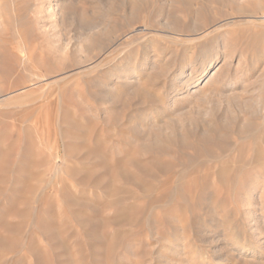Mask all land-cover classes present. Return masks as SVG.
Masks as SVG:
<instances>
[{"label": "rangeland", "instance_id": "1", "mask_svg": "<svg viewBox=\"0 0 264 264\" xmlns=\"http://www.w3.org/2000/svg\"><path fill=\"white\" fill-rule=\"evenodd\" d=\"M0 17V264H264V0H0ZM159 157L210 178L151 203ZM216 157L235 180H211Z\"/></svg>", "mask_w": 264, "mask_h": 264}, {"label": "bare ground", "instance_id": "2", "mask_svg": "<svg viewBox=\"0 0 264 264\" xmlns=\"http://www.w3.org/2000/svg\"><path fill=\"white\" fill-rule=\"evenodd\" d=\"M185 2H186V4H190V0H184ZM178 2V1H177ZM180 3V2H179ZM137 4V2L135 3V5ZM184 5V4H183ZM182 5V6H183ZM185 6V5H184ZM187 6V5H186ZM191 6V5H190ZM194 6H195V4H194ZM203 6V5H202ZM201 5L199 6V7H202ZM192 7H193V5H192ZM191 8V7H190ZM184 9V8H183ZM60 10V9H59ZM176 10V9H175ZM186 10V9H185ZM184 10V11H185ZM183 11V10H182ZM189 11V10H188ZM191 11V10H190ZM3 12V11H2ZM65 12V11H64ZM63 12V13H64ZM187 12V11H186ZM174 13V12H173ZM3 14H5V13H3ZM187 14V13H186ZM34 15V14H33ZM174 15V14H173ZM185 15V14H184ZM35 16V15H34ZM38 16V15H37ZM172 16V15H171ZM1 18V17H0ZM186 18V17H185ZM190 18H192V17H190ZM164 19V18H163ZM165 21V20H164ZM160 22V20H159V22H156V21H153V24L155 25V26H160V25H162V24H167L166 22ZM13 23H15V22H13ZM3 24V23H2ZM11 24V23H10ZM168 26H169V28L171 29V33H173V34H179V29H178V27L174 24V23H171V24H167ZM29 26V25H28ZM163 26V25H162ZM16 27V26H15ZM18 30H19V28H18ZM14 33V32H13ZM17 34V33H16ZM16 34H10V36H9V38H7L8 40V42L10 43V44H13V46H11L10 47V49H11V51L12 52H14L15 53V55H18V54H20V51L22 52L23 51V48H22V45L24 44V40H23V34L21 33L20 35L18 34V35H16ZM20 37H22V41L21 40H19L18 38H20ZM29 38V37H28ZM2 39L0 38V41H1ZM1 44V43H0ZM9 44V45H10ZM28 44V43H27ZM8 45V46H9ZM28 46V45H27ZM1 47V46H0ZM34 47V46H33ZM4 49V48H3ZM6 49V48H5ZM25 49V48H24ZM27 51V50H26ZM28 52H29V50H28ZM25 57V56H24ZM28 57H30L29 55H28ZM4 59V58H3ZM24 59V58H23ZM5 60V59H4ZM14 60V59H13ZM6 61V60H5ZM10 62V61H9ZM147 62H148V55H145L139 62H138V64L136 65V68L138 69V70H140V69H143V68H145V66H146V64H147ZM5 63V62H4ZM3 65V64H2ZM13 65V64H12ZM23 65V64H22ZM5 67V66H4ZM32 68H33V66H32ZM34 68H35V66H34ZM21 69V68H20ZM205 72H207V68L203 71V73H205ZM3 74V73H2ZM230 108V107H229ZM227 111V110H226ZM231 111V110H230ZM225 112V111H224ZM230 114H231V112H230ZM223 115V114H222ZM227 116H229V115H227ZM233 117V116H232ZM235 117H236V115H235ZM235 117H233V118H235ZM238 117V116H237ZM230 118V117H229ZM226 119V118H225ZM213 120V119H212ZM223 121V120H222ZM217 122V121H216ZM224 122V121H223ZM222 122V123H223ZM231 122V121H230ZM212 123V122H211ZM218 124V123H217ZM217 124H215V126L217 125ZM238 126V125H237ZM240 126V125H239ZM238 126V127H239ZM220 127V126H219ZM231 128H235L236 129V127L234 126V127H231ZM245 128V127H244ZM243 128V129H244ZM251 128V127H250ZM206 129V128H205ZM214 129V128H213ZM217 129V128H216ZM227 129V128H226ZM252 129V128H251ZM190 130V129H189ZM210 130V129H209ZM221 130V129H220ZM246 130V129H245ZM248 130V129H247ZM192 131V130H191ZM202 131H203V129H202ZM235 131V130H234ZM237 131H238V133L239 132H241V130L239 131L238 129H237ZM249 131V130H248ZM247 131V132H248ZM251 131V130H250ZM200 132V131H199ZM198 132V133H199ZM205 132V131H204ZM208 132H211V131H208ZM208 132H206V134L208 133ZM225 132V131H224ZM224 132H222V134L223 135H225V134H229V133H225L224 134ZM257 132V131H256ZM201 133V132H200ZM203 133V132H202ZM211 133H214V131L213 132H211ZM217 133V132H216ZM194 134H195V132H194ZM205 134V137H203V138H201L200 136L201 135H199L198 136V139H199V142H201V143H208V141L210 140V136H207ZM209 134V133H208ZM182 135V134H181ZM203 135V134H202ZM211 135H213V134H211ZM160 136V135H159ZM188 136V135H187ZM217 136V135H216ZM215 136V137H216ZM221 136V135H220ZM231 136V135H230ZM232 136H233V133H232ZM238 136H239V134H238ZM260 136H263V135H260ZM178 137V136H177ZM196 137V136H195ZM234 137V136H233ZM249 137H251V136H249ZM256 137V136H255ZM181 138H183V137H181ZM189 138V137H188ZM212 138V137H211ZM245 138V137H244ZM162 139H163V136H162ZM177 139V138H176ZM190 139V138H189ZM196 138H193V141L195 140ZM158 140V139H157ZM172 140H174V139H172ZM187 140V139H186ZM192 140V139H191ZM190 140V141H191ZM223 140V139H222ZM241 140H243V139H241ZM159 141V140H158ZM179 141H181V145H183L184 143L182 142L183 140H179ZM189 140H188V143L186 142V144L188 145V144H192L191 142H190ZM196 141V140H195ZM165 142V141H164ZM164 142H161V143H164ZM209 142H211V141H209ZM238 142H240V141H238ZM252 142H253V140H252ZM183 143V144H182ZM247 143H248V141H247ZM178 144H179V142H178ZM178 144H177V142L175 141V145L176 146H178ZM194 144V143H193ZM226 144V143H225ZM241 144V143H240ZM175 145H173V147H175ZM196 145V144H195ZM199 146H200V143L198 144ZM202 145V144H201ZM245 145V144H244ZM150 146H152V145H150ZM185 146V145H184ZM194 145H191V147H193ZM204 146V145H203ZM219 146V145H218ZM170 147H172L171 145H170ZM169 147V148H170ZM202 147V146H201ZM210 147V146H209ZM222 147V146H221ZM181 148V147H180ZM196 148V147H195ZM205 148H206V146H205ZM215 148V147H214ZM218 148V147H217ZM231 148V147H230ZM253 148V147H252ZM171 149V148H170ZM175 149L177 150V148L175 147ZM199 149V148H198ZM210 149V148H209ZM149 150H151V149H149ZM183 150H184V147H183ZM234 151V149H231V151ZM247 150H248V148H247ZM163 151V150H162ZM172 151H174L173 149H172ZM185 151V150H184ZM189 151V150H188ZM190 151H192V150H190ZM201 151V150H200ZM241 151V150H240ZM183 152V151H182ZM202 152V151H201ZM222 152V151H221ZM251 152V151H250ZM172 154H173V152H172ZM223 154V153H222ZM225 154H227V153H224L222 156H224ZM239 154V153H238ZM237 154V155H238ZM241 154V153H240ZM249 154V153H248ZM247 154V155H248ZM263 154H264V152H263ZM196 155V154H195ZM246 155V156H247ZM165 156V155H164ZM167 156V155H166ZM227 157H229V154H227V156L225 157V159L227 158ZM262 156H260V158H261ZM162 158V157H161ZM173 158V157H172ZM190 158V157H189ZM198 158V157H197ZM221 157H216L215 159H213L214 160V164H216V163H218V162H220V164H221V166H222V168H221V170L220 171H218L219 173H218V179L216 180V178H214V175H213V177L211 178V180L214 182V183H223V181H225V179L226 180H230L231 182L233 181V180H235V178H236V172L238 171L237 169L239 168H235V169H230L228 172H227V170H228V168H227V164H226V162L224 161L225 159H223V160H221L220 159ZM234 158V157H233ZM239 158V157H238ZM244 158V157H243ZM205 159V158H204ZM208 159V158H207ZM200 160V159H199ZM262 160V159H261ZM152 161H155L154 163L157 165V172H159L160 174H161V177H162V179H161V189H160V191L157 193L158 195H156V196H153V197H150L149 199H150V202L152 203V202H155V201H159L160 200V202H163L164 204H168L169 202H172V201H174V200H177V199H180V200H184V201H189V199L188 198H190V197H192V196H195V195H198V192L196 191V190H194V189H191V185H190V182H189V185L187 186V188H185V186H184V180L185 179H187V178H189V180L192 182V183H194V182H197V181H199V182H204V181H206L208 178H210V175H208V174H205L204 172L205 171H203V174H205L204 176L202 175V177H198V176H196V175H198L197 173H191V174H189V175H186V173H184V172H186L187 171V169L185 168L184 170H182V171H184V172H180V171H178V173H177V175H178V178L176 177V179L175 180H172V178H171V176L169 175L172 171H174V170H172L171 171V167H173V163L170 161V160H166V159H164V157H163V159H160V157L159 158H156V159H154V158H152ZM176 161V160H175ZM240 161V160H239ZM244 161V160H243ZM183 162V161H182ZM256 162V161H255ZM193 163V162H192ZM196 163H200V162H197L196 161ZM242 163H244V162H242ZM238 164V163H237ZM194 165H195V163H194ZM200 165V164H199ZM198 165V166H199ZM210 165L211 164H209L208 162H206V163H204V164H202V166H206L207 167V169H209L210 170V168H213V167H210ZM213 165V164H212ZM235 165H236V163H235ZM189 166V165H188ZM256 166V165H255ZM176 167V166H175ZM193 167V166H192ZM181 168V167H180ZM184 168V167H183ZM186 170V171H185ZM198 170V169H197ZM197 170H195V167H194V171H191V172H197ZM149 171V170H148ZM171 171V172H170ZM242 171V170H241ZM241 171H239V172H241ZM170 172V173H169ZM180 172V173H179ZM210 173H213L212 171L210 172ZM228 173V174H227ZM194 174H196V175H194ZM223 174H226L227 176L226 177H222V175ZM175 175V174H174ZM173 175V176H174ZM176 175V176H177ZM212 175V174H211ZM122 176L125 178V179H128V180H131V181H135L133 178H132V176H131V174L130 173H128L126 170H123L122 171ZM152 176V175H151ZM180 176H181V178H180ZM255 177V176H254ZM244 178V177H243ZM173 179H174V177H173ZM239 180H240V178H239ZM196 184V183H195ZM227 184V183H226ZM239 185V184H238ZM258 185V184H257ZM143 189H144V186L142 187ZM215 191V190H214ZM207 197V196H206ZM151 198H154V201L153 200H151ZM148 199V200H149ZM193 203V202H192ZM161 206V205H160ZM191 206V205H190ZM164 207V206H163ZM220 207V206H219ZM165 208V207H164ZM218 217V216H217ZM228 217H230V216H228ZM229 220H230V218H229ZM263 227V226H262ZM262 227L260 228V231H261V229H262ZM264 228V227H263ZM228 229L230 230V231H228L232 236H230L231 237V241H233V243L234 244H236V246L238 247V248H240V249H245L246 251H251L253 248L252 247H248V245L246 244V243H248L249 242V239L247 238V236L245 235V233H244V231L242 230V228H241V226L238 224V222L237 221H235V219H233V220H230V224H229V227H228ZM259 231V232H260ZM264 231V230H263ZM262 231V233H264ZM248 232V231H247ZM262 236V235H261ZM227 237V236H226ZM229 237V236H228ZM227 237V238H228ZM227 238H225V240L227 239ZM233 238V239H232ZM231 248V247H230ZM252 248V249H251ZM257 249V248H256ZM261 251V250H260ZM249 254V253H248ZM255 254V253H254ZM262 255V254H261ZM256 261V260H255ZM259 262H260V260H259ZM258 262V263H259ZM257 263V262H256ZM257 263V264H258ZM260 263H262V261L260 262Z\"/></svg>", "mask_w": 264, "mask_h": 264}]
</instances>
